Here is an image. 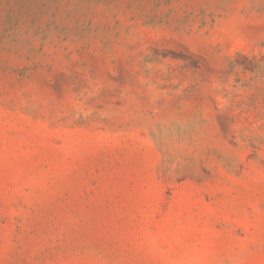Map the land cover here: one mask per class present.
<instances>
[{"label":"rangeland","instance_id":"374dc122","mask_svg":"<svg viewBox=\"0 0 264 264\" xmlns=\"http://www.w3.org/2000/svg\"><path fill=\"white\" fill-rule=\"evenodd\" d=\"M0 264H264V0H0Z\"/></svg>","mask_w":264,"mask_h":264}]
</instances>
